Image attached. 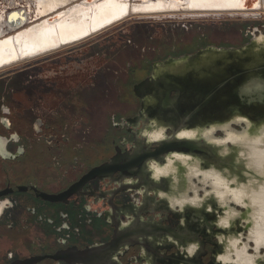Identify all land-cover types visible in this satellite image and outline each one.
I'll return each instance as SVG.
<instances>
[{
	"label": "flooded vegetation",
	"instance_id": "obj_1",
	"mask_svg": "<svg viewBox=\"0 0 264 264\" xmlns=\"http://www.w3.org/2000/svg\"><path fill=\"white\" fill-rule=\"evenodd\" d=\"M84 42L30 60H56L59 52ZM165 58L139 60L134 68L127 64L126 75L119 73L115 79L118 72H111L109 66L98 68L86 88L83 83L76 87L65 84L73 76L69 65L61 84L52 70L49 76L29 78L36 82L31 83L33 89H12V107L0 92V166H6L0 168V264H200L198 259L212 264V245L206 237L199 235L197 254L187 256L177 249L186 239H173L164 231L165 227L174 229L179 221L159 208L156 182L147 170L156 143L150 145V152L148 142L136 135L147 123L132 120L142 107L134 85ZM110 84L118 86L121 115L117 116L114 102L104 121L94 120L91 114L84 121L83 113H91L90 106L93 112L99 103L100 87L103 97ZM6 114L18 118L11 120ZM13 122L19 127L13 128ZM100 124L106 129L102 141L89 139L80 130ZM57 127L67 132L59 144L52 136H43L44 131ZM74 127L71 133L68 129ZM28 129L37 137H28ZM115 156L111 168L91 172ZM172 169L168 163L156 168L155 174ZM196 173L190 168L187 176ZM201 180L206 184L208 178L201 175ZM234 197L242 204L247 201L242 194ZM247 237L258 240L253 242L254 251L249 252L248 241H230L223 261L264 264V250H260L264 233Z\"/></svg>",
	"mask_w": 264,
	"mask_h": 264
},
{
	"label": "water",
	"instance_id": "obj_2",
	"mask_svg": "<svg viewBox=\"0 0 264 264\" xmlns=\"http://www.w3.org/2000/svg\"><path fill=\"white\" fill-rule=\"evenodd\" d=\"M25 21L23 8L7 14L9 27H20ZM133 88L142 98V107L132 120L147 123L136 135L148 142L149 150L156 143L147 170L156 182V194L160 196L157 203L179 221L174 229L165 227L164 231L173 239H186L177 246L178 252L197 254V241L202 235L212 245V264H238L232 259L223 261V257L231 238L248 241V249L254 251L247 237L250 206L228 197L220 199L210 183H203L201 175L217 173L230 188L262 178L248 165L242 147L231 140L217 139L225 135L226 125L238 131L247 129L254 136L264 130V33L253 32L237 47L208 46L157 61L150 75ZM209 130L214 131L212 139L204 134ZM153 131L163 134L150 139ZM217 131L222 135L217 136ZM116 161L117 157H112L91 172L111 168ZM168 163L173 171L155 174L156 168ZM190 168L198 173L189 178ZM200 243L203 248V241Z\"/></svg>",
	"mask_w": 264,
	"mask_h": 264
},
{
	"label": "bare ground",
	"instance_id": "obj_3",
	"mask_svg": "<svg viewBox=\"0 0 264 264\" xmlns=\"http://www.w3.org/2000/svg\"><path fill=\"white\" fill-rule=\"evenodd\" d=\"M8 8H23L25 23L9 27ZM260 14H264V0H3L0 5V72L93 39L131 18L257 17ZM223 129L225 135L217 140H231L242 147L241 154L247 158L248 165L262 178L230 188L224 178L212 171L203 172L202 177L208 178L206 184H211L220 199L228 197L239 202L234 196L241 194L247 198L243 204L250 206L248 235L264 233V130L254 136L247 129L238 131L229 125ZM213 132L209 130L204 134L212 139ZM153 134L156 139L163 132L153 131ZM194 193L196 196L197 191ZM248 240L258 241L251 237ZM230 241L240 242V238Z\"/></svg>",
	"mask_w": 264,
	"mask_h": 264
},
{
	"label": "rangeland",
	"instance_id": "obj_4",
	"mask_svg": "<svg viewBox=\"0 0 264 264\" xmlns=\"http://www.w3.org/2000/svg\"><path fill=\"white\" fill-rule=\"evenodd\" d=\"M0 5H3V0H0ZM12 10L14 9L8 8L7 14ZM253 32L256 34L259 32L264 33V14H260L257 17L182 18L168 16L142 19L131 18L89 41L59 52L56 55L61 56L56 60L48 61L49 57L28 60L7 71L0 72V92L6 96L4 101L9 106H13L14 103L10 92L12 89H33L31 83H36L33 80L35 78L38 79L40 76H49V71L52 70L55 72L53 76H56L55 79L61 84V82H65L66 74H69L68 71L64 70L65 66L68 65L72 68L70 70H73V76H68L65 84L76 87L79 83H83L84 88H86L89 78L98 68L102 70L109 66L111 72H118V74L113 76L115 79L118 78L119 73L123 74V76L126 75L127 64L130 65L129 67L134 68L139 65V60L177 57L182 54L193 53L208 46L237 47L248 41L252 37ZM82 66H84L83 69L81 68ZM61 71L64 73L62 74ZM29 78L33 80L30 81ZM113 78H111L112 80L110 79V82L113 81ZM65 84L62 85L65 86ZM110 86V91L109 88H106L109 92L103 97L101 95L104 88L100 87L99 103L95 106L93 112L90 106L91 113L89 111L83 113L84 121H87L89 119L88 115L91 114V118L102 122L106 119V112L114 106V102L117 107L116 95L119 93L118 86L113 87L112 84ZM8 94L9 98L7 99ZM116 112L117 116L121 115L118 107ZM0 115H2L1 111ZM6 115L11 120L18 118L17 115ZM74 115H77V113ZM12 127L16 129L19 126L13 122ZM235 127L240 128L238 125H235ZM91 128L88 129L85 125L80 130L84 132L87 138H97V140L102 141L106 132L104 126L100 124L98 127ZM75 129L74 127L68 130L74 133ZM28 130L29 134L26 133L28 137H37L36 132L32 131V129ZM63 133L67 134L65 130L57 127L55 130L44 131L43 136H52L53 141L59 144ZM216 135H222L221 131H217ZM7 166L9 167V164ZM5 167L4 165L0 166L3 169ZM3 178L6 179L4 176ZM251 251L249 250V252Z\"/></svg>",
	"mask_w": 264,
	"mask_h": 264
},
{
	"label": "snow or ice",
	"instance_id": "obj_5",
	"mask_svg": "<svg viewBox=\"0 0 264 264\" xmlns=\"http://www.w3.org/2000/svg\"><path fill=\"white\" fill-rule=\"evenodd\" d=\"M5 111H7V109H5ZM209 211H211V209H209ZM259 259V258H258Z\"/></svg>",
	"mask_w": 264,
	"mask_h": 264
}]
</instances>
